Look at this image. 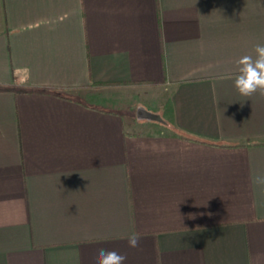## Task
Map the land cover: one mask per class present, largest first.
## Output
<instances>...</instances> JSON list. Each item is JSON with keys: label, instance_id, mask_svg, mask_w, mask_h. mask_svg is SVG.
I'll use <instances>...</instances> for the list:
<instances>
[{"label": "crops", "instance_id": "1", "mask_svg": "<svg viewBox=\"0 0 264 264\" xmlns=\"http://www.w3.org/2000/svg\"><path fill=\"white\" fill-rule=\"evenodd\" d=\"M257 44L264 0H0V264H264ZM156 85L167 119L103 106Z\"/></svg>", "mask_w": 264, "mask_h": 264}, {"label": "clouds", "instance_id": "2", "mask_svg": "<svg viewBox=\"0 0 264 264\" xmlns=\"http://www.w3.org/2000/svg\"><path fill=\"white\" fill-rule=\"evenodd\" d=\"M234 87L244 97L255 94L264 96V44H257L254 55H243L237 61ZM254 183L264 185V176H257ZM130 248H138L140 235L132 233L127 237ZM127 257L115 250L99 249L96 264H125Z\"/></svg>", "mask_w": 264, "mask_h": 264}, {"label": "rangeland", "instance_id": "3", "mask_svg": "<svg viewBox=\"0 0 264 264\" xmlns=\"http://www.w3.org/2000/svg\"><path fill=\"white\" fill-rule=\"evenodd\" d=\"M162 86H140V87H120V88H106L105 96L106 98H111L112 100H117L112 102L108 100L103 104L107 108H120L121 110L125 109L126 111H130V108L135 106H139L135 112V119H145V121L151 120L152 115H158L166 117L162 108L167 110L168 103H166V97H162ZM168 94V92L166 93ZM155 99V100H154ZM153 100V101H152ZM153 113V114H152ZM165 119V118H163ZM167 119V117H166ZM157 120V119H156ZM138 121V120H137ZM161 125V124H159ZM127 128L130 130H134L136 128L144 130V126H132L127 120ZM151 130H156L157 126L154 125L151 127ZM150 130V129H148Z\"/></svg>", "mask_w": 264, "mask_h": 264}, {"label": "trees", "instance_id": "4", "mask_svg": "<svg viewBox=\"0 0 264 264\" xmlns=\"http://www.w3.org/2000/svg\"><path fill=\"white\" fill-rule=\"evenodd\" d=\"M186 139H192V140H195V141H198V142H204V143H208L207 141H204V140H200V139H194V138H192V137H185ZM211 144H213V143H211ZM214 145H215V143H214ZM245 145H247V144H245V143H235V144H229V145H225V146H229V147H239V146H245Z\"/></svg>", "mask_w": 264, "mask_h": 264}]
</instances>
